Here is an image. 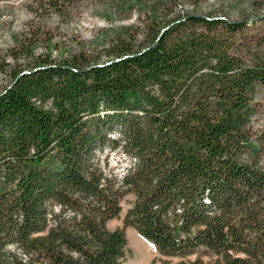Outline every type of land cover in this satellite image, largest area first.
<instances>
[{
  "label": "trees",
  "instance_id": "obj_1",
  "mask_svg": "<svg viewBox=\"0 0 264 264\" xmlns=\"http://www.w3.org/2000/svg\"><path fill=\"white\" fill-rule=\"evenodd\" d=\"M257 21L182 10L106 59L15 70L0 90V264H120L126 225L162 253L199 251L177 264H264ZM105 147L120 172L95 159Z\"/></svg>",
  "mask_w": 264,
  "mask_h": 264
},
{
  "label": "rangeland",
  "instance_id": "obj_2",
  "mask_svg": "<svg viewBox=\"0 0 264 264\" xmlns=\"http://www.w3.org/2000/svg\"><path fill=\"white\" fill-rule=\"evenodd\" d=\"M40 1L0 0V90L10 82L15 70L46 56L60 61L79 52L103 60L110 57L113 45L119 44L120 39L135 48L147 39L155 17L168 18L182 10L231 18L255 17L258 21L252 28L264 33V0H59L56 6ZM256 98L252 126L264 129V89L257 91ZM95 159L106 169L118 172L127 161L121 152L108 147L97 150ZM131 199V193L121 198L122 209L107 220L109 228L123 225ZM131 229L138 235L128 233ZM124 233L126 242L120 264H177L180 259L199 254L162 253L132 225H126Z\"/></svg>",
  "mask_w": 264,
  "mask_h": 264
},
{
  "label": "bare ground",
  "instance_id": "obj_3",
  "mask_svg": "<svg viewBox=\"0 0 264 264\" xmlns=\"http://www.w3.org/2000/svg\"><path fill=\"white\" fill-rule=\"evenodd\" d=\"M128 233H133V234L136 235V236L138 235V233H137L134 229H133V230H132V229L129 230ZM130 235H131V234H130ZM138 237H139V236H138Z\"/></svg>",
  "mask_w": 264,
  "mask_h": 264
},
{
  "label": "water",
  "instance_id": "obj_4",
  "mask_svg": "<svg viewBox=\"0 0 264 264\" xmlns=\"http://www.w3.org/2000/svg\"><path fill=\"white\" fill-rule=\"evenodd\" d=\"M253 18V17H252Z\"/></svg>",
  "mask_w": 264,
  "mask_h": 264
}]
</instances>
